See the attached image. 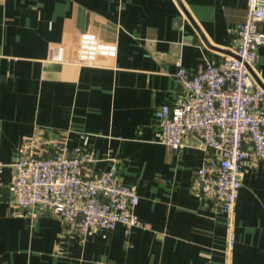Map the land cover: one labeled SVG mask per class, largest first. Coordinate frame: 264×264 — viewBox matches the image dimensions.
<instances>
[{"label":"crops","instance_id":"0c3cea01","mask_svg":"<svg viewBox=\"0 0 264 264\" xmlns=\"http://www.w3.org/2000/svg\"><path fill=\"white\" fill-rule=\"evenodd\" d=\"M246 12V0L0 1V264H264V161L244 167L228 253L226 215L191 189L198 141L177 151L159 143L155 118L181 95L178 57L192 72L221 63ZM89 35L113 49L95 66L74 64ZM257 54L264 89V46ZM60 136L69 152L87 137L88 173L114 170L136 187L141 227L82 238L12 206L11 165L27 141Z\"/></svg>","mask_w":264,"mask_h":264},{"label":"built area","instance_id":"2783aa9c","mask_svg":"<svg viewBox=\"0 0 264 264\" xmlns=\"http://www.w3.org/2000/svg\"><path fill=\"white\" fill-rule=\"evenodd\" d=\"M246 2L244 21L230 33L233 56L221 63L207 61L197 72L184 67L179 56L174 78L181 95L173 107L155 111L159 143L177 151L192 138L198 141L204 157L191 189L226 215L228 253L235 244V205L244 167L250 161H264V89L253 74L258 49L264 46V33L257 30L264 21V0ZM108 49L113 45L82 36L73 63L95 66L99 57H108ZM87 145L85 137L81 147L69 152L63 136L27 141L11 165L12 206L31 220L54 216L66 233L82 238L117 225L141 227L134 214L139 203L136 187L125 184L114 170L88 173L93 158ZM5 167L0 163V189Z\"/></svg>","mask_w":264,"mask_h":264},{"label":"water","instance_id":"95a60500","mask_svg":"<svg viewBox=\"0 0 264 264\" xmlns=\"http://www.w3.org/2000/svg\"><path fill=\"white\" fill-rule=\"evenodd\" d=\"M231 56H233V55H231Z\"/></svg>","mask_w":264,"mask_h":264}]
</instances>
